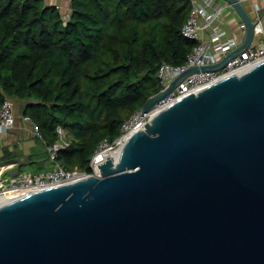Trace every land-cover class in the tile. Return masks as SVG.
<instances>
[{
  "label": "water",
  "instance_id": "95a60500",
  "mask_svg": "<svg viewBox=\"0 0 264 264\" xmlns=\"http://www.w3.org/2000/svg\"><path fill=\"white\" fill-rule=\"evenodd\" d=\"M228 1L244 41L144 113L250 46L252 14ZM14 161L12 175L33 159ZM99 168L0 205V264H264V59L159 108Z\"/></svg>",
  "mask_w": 264,
  "mask_h": 264
},
{
  "label": "trees",
  "instance_id": "16d2710c",
  "mask_svg": "<svg viewBox=\"0 0 264 264\" xmlns=\"http://www.w3.org/2000/svg\"><path fill=\"white\" fill-rule=\"evenodd\" d=\"M68 18L44 0H0V106L25 101L47 146L71 132L57 160L93 172L102 139L162 89V62L184 64L197 40L183 35L190 0H71ZM23 153L6 147L0 162ZM33 158L32 153L30 154ZM34 159V158H33Z\"/></svg>",
  "mask_w": 264,
  "mask_h": 264
},
{
  "label": "built area",
  "instance_id": "2783aa9c",
  "mask_svg": "<svg viewBox=\"0 0 264 264\" xmlns=\"http://www.w3.org/2000/svg\"><path fill=\"white\" fill-rule=\"evenodd\" d=\"M246 4V0H242ZM191 10L182 26L184 36L197 40V44L189 53L184 64H172L164 61L159 67L158 76L161 80L162 89L170 82L193 65H203L220 61L227 53L238 47L246 36V24L240 16L239 32L230 31L226 24L228 11H235L233 4L228 0H190ZM59 6V5H58ZM255 21L254 36L249 47L222 67L213 70H200L186 76L177 87L157 103L151 110L143 112L137 109L122 125L121 133L114 139H102L96 151L93 153L90 166L93 172L89 173L80 168H67L57 160L60 149L67 145L57 141L50 146V159L56 162V166L39 173L20 172L16 175L9 173V169L18 162H0V205L6 195H27L49 187L62 185L88 177L90 174H100L99 164L109 157L117 159L113 151L121 150L128 137L135 131L145 128L153 113L159 108L181 98L192 92L196 93L201 88L226 76L237 74L242 69L254 65L264 59V5L259 1H253V7L249 9ZM71 12H67L68 18ZM15 102L7 97L0 106V136L9 133L18 126L20 121ZM21 122L31 126L37 136L43 138L39 125L31 116L22 114ZM29 125L22 127L27 128ZM121 153V151H120ZM120 155V154H119Z\"/></svg>",
  "mask_w": 264,
  "mask_h": 264
},
{
  "label": "rangeland",
  "instance_id": "374dc122",
  "mask_svg": "<svg viewBox=\"0 0 264 264\" xmlns=\"http://www.w3.org/2000/svg\"><path fill=\"white\" fill-rule=\"evenodd\" d=\"M247 7L249 9H251V6H249V3L246 4ZM14 102H15V106H16V110L19 112L18 116L20 121L22 120L21 115L23 114V108H24V104L25 101L20 100V99H15L13 98ZM22 123L24 126L29 125L27 123L24 122H20ZM23 126V128H24ZM31 126L29 125L27 128H24L23 131L21 132V134L16 133V135H18V139L19 141H26L27 144H29L30 142H33V140L35 141V146L34 148H32V151L27 149L24 152L27 154H31L33 155V161L25 163L21 166L22 171L24 172H33V173H39L41 171L44 170H49L52 169L56 166V162L52 159H50V146H47L45 141L43 140L42 137L37 136L33 131H31ZM59 131V135H60V139L59 141L62 143H66L69 144L72 134L71 132H69L67 129H64L63 127H59L58 128ZM7 146V145H6ZM20 148V144L18 143L17 145L15 144L13 148ZM39 159H46V164L44 167H40V164L37 160Z\"/></svg>",
  "mask_w": 264,
  "mask_h": 264
},
{
  "label": "crops",
  "instance_id": "0c3cea01",
  "mask_svg": "<svg viewBox=\"0 0 264 264\" xmlns=\"http://www.w3.org/2000/svg\"><path fill=\"white\" fill-rule=\"evenodd\" d=\"M46 2V4H57L60 6V10L62 12L63 15H65L67 12H71V0H44ZM253 1L255 0H246V4L249 3V6H251V8L253 7ZM259 1L262 5H264V0H256ZM247 6V5H246ZM227 15V21L226 24L229 27L230 31L233 32H239L240 30V16L239 14H237L235 11H228L226 13ZM21 121H18V126L16 128H14L13 130H11L9 133L4 134L2 136H0V158L4 153V149L6 147H9L10 149H13L14 145L16 144H20V148L18 147V149L23 153L22 155H24V152L22 149L27 150H31L32 148H34L35 146V141L33 140V142H30L29 144H27V142L25 141H19L18 139V135H16V133L21 134V132L23 131V127H22V123H20ZM7 145V146H6Z\"/></svg>",
  "mask_w": 264,
  "mask_h": 264
},
{
  "label": "bare ground",
  "instance_id": "6f19581e",
  "mask_svg": "<svg viewBox=\"0 0 264 264\" xmlns=\"http://www.w3.org/2000/svg\"><path fill=\"white\" fill-rule=\"evenodd\" d=\"M120 151L121 150H117V151H113V154L116 155L117 157H119V154H120ZM27 192H24L22 194H20L19 196L18 195H6L3 199L4 202H8V201H11V200H14V199H17L19 197H22L21 195L23 194H26ZM32 192H28V194H30Z\"/></svg>",
  "mask_w": 264,
  "mask_h": 264
}]
</instances>
